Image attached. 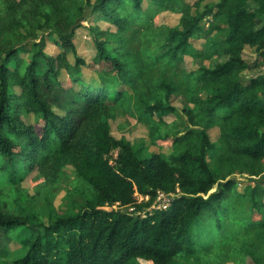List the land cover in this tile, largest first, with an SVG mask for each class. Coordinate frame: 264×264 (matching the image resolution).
I'll use <instances>...</instances> for the list:
<instances>
[{
	"label": "trees",
	"instance_id": "16d2710c",
	"mask_svg": "<svg viewBox=\"0 0 264 264\" xmlns=\"http://www.w3.org/2000/svg\"><path fill=\"white\" fill-rule=\"evenodd\" d=\"M3 2L0 264L3 260L10 264H135L139 259L176 264L180 257L207 252L229 235L235 237V244L243 240L248 244L246 235L251 231L264 244V184L239 193L237 181L228 180L233 171L220 175L209 162L211 157L217 169H234L236 162L250 160L261 166L257 175L264 172V73L247 83L240 80L249 68L245 48L264 43V22L258 24L264 19V0H220L203 13L200 5L205 0H197L194 6L182 0ZM167 11L181 18L179 26L167 28L163 40L155 44L157 54L153 51L157 42L150 36L158 28V15ZM208 15L224 23L216 30L225 36L220 43L207 42L213 62L197 76L199 92L189 99L194 108L185 111L190 128L174 140V145L185 144L188 149L167 158L146 154L129 140L114 137L110 120L116 111L138 110L123 88L136 89L137 82L150 86L148 75L155 65L180 62ZM86 17L97 49L90 65L106 72L100 81L84 82L79 76L87 62L77 55L75 37ZM102 23L110 26L102 30ZM21 30L27 39L34 38L37 30L45 32L63 54L49 56L44 39L31 46L15 41L13 35ZM141 36L147 45L142 52L134 47ZM70 54L75 57L73 64L68 61ZM62 70L69 75L68 85L61 79ZM145 107L141 114L147 121L175 112L160 102ZM31 116L33 124L27 122ZM214 126L220 130V145L212 143L206 131ZM192 138L199 143L196 149ZM68 166L95 196L77 214L36 223L11 210L9 201L1 198L2 190L16 188L33 172L38 173L42 189H51ZM159 193L170 196L168 207L150 209ZM232 199L247 202L251 213L241 207L235 210L230 206ZM117 203L119 209L114 208ZM208 228L206 244L200 236ZM15 241L23 242L17 256L9 248ZM238 251L251 255L242 244Z\"/></svg>",
	"mask_w": 264,
	"mask_h": 264
},
{
	"label": "rangeland",
	"instance_id": "374dc122",
	"mask_svg": "<svg viewBox=\"0 0 264 264\" xmlns=\"http://www.w3.org/2000/svg\"><path fill=\"white\" fill-rule=\"evenodd\" d=\"M192 6L197 0H182ZM220 0H205L200 5V12L203 13L206 8L214 7ZM5 5L3 0H0V15L5 13ZM195 11V9H194ZM88 16V13H87ZM181 15L175 12H162L156 19L157 30L150 36L155 39L153 45L158 44L165 37L167 28H176L179 26ZM264 22L263 18L258 20L261 25ZM90 19L88 17L82 20V26L76 30L75 44L77 47L78 57L85 59L87 65L82 68L79 76L84 82L90 80H101L106 72L105 69H98L90 64L96 56V43L93 41L92 35L88 30ZM224 26V23L219 19H214L212 16H207L202 22V31L196 34L190 40L189 50L182 56V60L177 63L170 61L159 62L149 71L151 85L148 86L144 82L138 83L136 89L124 87L132 96L134 105H138V110L134 107L118 109L115 118L110 120L111 131L117 139L125 138L131 143L142 148L144 153H160L161 155L170 158L175 152L181 149H188L185 144L179 146L174 145V140L178 136L183 135L189 130L187 123L186 110L193 109L194 105L189 99L195 92H199L197 76L201 74L203 67L211 66L213 57H209L207 53V42L215 41L222 42L224 34L216 30V26ZM101 29H107L110 25L107 23L100 24ZM164 32V33H163ZM15 41L31 46L34 41L45 40L47 43L46 53L52 57H59L63 54L62 50L48 38V35L41 30H37L34 38H26V33L21 30L13 35ZM137 50L142 52L147 45L144 43L143 37L138 38L134 45ZM157 50V51H156ZM154 52L159 54L155 45ZM245 59L249 63V68L242 73L240 80L248 82L253 77H257L264 73V43L256 46L245 48ZM216 58H214L215 60ZM68 61L73 64L75 57L68 55ZM113 75V73H112ZM61 79L65 85L69 84V75L62 70ZM148 88V89H147ZM202 97H206V92L200 93ZM155 102H160L166 106L175 109V112L163 113L161 116H151L147 121L141 114V111L147 106L154 105ZM28 123H35L34 117H29ZM207 134L212 143L220 145V130L218 126L207 127ZM192 146L199 147V143L195 138ZM191 149V148H189ZM193 151V149H191ZM222 152L220 153V155ZM219 155V154H218ZM211 166L224 175L233 171L229 175V179L237 181L236 189L239 193L245 191L246 187H254L257 183L264 184V172L257 175L256 172L261 168L250 160H241L236 162L234 169L218 167L214 164V158H209ZM38 179V173L33 172L28 175L26 180L16 188H5L2 190L1 198L9 201L11 210H17L19 213L29 217L30 219L45 223L51 222L53 217L62 215L77 214L82 211L89 203L95 201L94 192L83 180L79 179L76 171L72 166H68L62 173L60 182L51 189H42ZM217 188V187H216ZM216 188L213 190L215 191ZM242 201V200H241ZM157 202V203H156ZM156 207L163 205L165 200L156 201ZM235 199L231 200L230 206L245 211L246 214L251 213L247 202L237 203ZM154 207V205H153ZM150 209H154V208ZM260 215L257 213L255 219L259 220ZM199 229H196V232ZM210 228L205 230L200 236L201 240L207 244V233ZM229 233V232H228ZM227 233V234H228ZM248 244H235V237L229 235L221 242L211 245L207 252L196 254L193 257H180L176 264H256V260L264 264V244L262 239L256 236L254 232L246 235ZM23 243V242H22ZM21 242H13L10 245V250L16 256L20 254L22 249ZM234 243V244H233ZM240 244L244 247L248 254L240 253L238 248ZM2 264H10L9 260H3ZM260 262V263H261ZM135 264H152L143 259L137 260Z\"/></svg>",
	"mask_w": 264,
	"mask_h": 264
},
{
	"label": "built area",
	"instance_id": "2783aa9c",
	"mask_svg": "<svg viewBox=\"0 0 264 264\" xmlns=\"http://www.w3.org/2000/svg\"><path fill=\"white\" fill-rule=\"evenodd\" d=\"M160 199H164V200H165L164 204H163V205H159L160 207H156V204H154V207L152 206L154 209H166V208L168 207V205H169V203H170V196L166 195L165 193H159V197H158L157 201L160 200ZM156 203H157V202H156ZM119 205H120V204L117 203V204L114 206V208H115V209H119V208H120ZM129 211H130V212H133V208H129Z\"/></svg>",
	"mask_w": 264,
	"mask_h": 264
}]
</instances>
